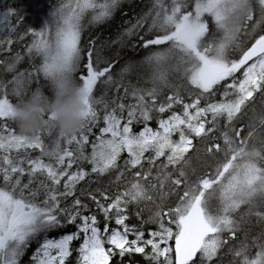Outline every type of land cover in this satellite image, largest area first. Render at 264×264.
Here are the masks:
<instances>
[{"label":"snow or ice","instance_id":"snow-or-ice-1","mask_svg":"<svg viewBox=\"0 0 264 264\" xmlns=\"http://www.w3.org/2000/svg\"><path fill=\"white\" fill-rule=\"evenodd\" d=\"M120 3H60L39 30L28 29L24 35L32 40L25 45L26 52L14 54L12 63L6 65L7 73L16 74L0 82V93H6L17 76L27 78L30 85L35 78L39 89L45 86L40 83L42 77L51 91L58 78L71 75L83 92L85 123L79 134H58L45 144L42 136H51L54 129L45 116L35 138L29 140L9 126V121L14 122V103L7 95H0V264H21L42 233L65 226L61 216L67 224L79 218L77 231L58 239L45 235L30 256L31 264H66L72 254L70 245L81 233L78 264H111L115 255L123 258L132 253L143 255L149 264H211L221 249L236 239L237 232L243 231V225L250 223L251 216L264 223V212L256 210L264 207V115L250 121L245 136L241 135L244 128L235 126L247 115L243 110L256 94L264 96V0H152L151 8L125 32L131 36L146 27L145 35L140 36L141 46L154 49L144 60L151 70L147 81L151 87L131 86V92L122 82L128 67L121 69V80L116 81L110 75L113 63L101 68L98 60L94 61L95 41L89 39L87 48L81 46L88 13H92L88 24H100L113 16ZM15 14V10L0 13V35L14 28L9 21ZM5 39L11 52L12 36ZM237 50L239 57L231 58L230 53ZM26 57L31 67L17 71ZM36 59H40L39 65ZM237 73L241 75L237 77ZM98 83L115 84L117 92L124 89L123 97H117L120 102L112 101L115 107L109 108L104 96H94ZM222 84L221 99L213 102L210 97ZM164 89H171L172 94L158 103ZM182 89L189 92L190 102H185ZM230 95L232 99H228ZM129 97L134 103L126 105L123 99ZM202 100L206 101L204 106ZM176 105L182 106V114L172 111L164 118L163 114ZM100 111L104 113V126L90 143L92 129L101 119ZM154 112L160 114L156 129L149 126ZM221 120L224 130L215 137L212 134L218 131ZM134 123L144 125L138 133L133 132ZM205 137L223 142L208 145L206 155L216 159L222 153L224 158L192 179L186 171L190 166L188 153L194 148V138ZM74 143L75 149L71 147ZM33 151L39 155L33 157ZM149 152L152 155L146 157ZM124 153L128 157L125 170L143 169L145 161L150 167L136 171L130 185L107 205L91 196L106 221L115 212L117 229L110 231L106 223L101 230L95 215H81L80 209L87 211V206L79 198L61 207V198L66 201L74 196L77 184L89 175L82 167L84 163L91 165V173L102 176L118 168ZM74 165L76 170L70 172ZM154 168L157 183L149 181ZM122 176L123 172L117 179ZM149 188L158 191L161 203L145 221L157 225L145 239L143 231H136L126 221L130 204L153 200ZM176 192L181 193L178 202L164 208L163 201ZM101 195L109 199L106 193ZM213 200L217 201L215 206ZM242 206H247V212L237 217ZM136 215L139 218V211ZM130 234L135 238L130 240ZM252 248L256 249L254 256L249 255ZM231 254L233 264H264V231L251 243L245 233Z\"/></svg>","mask_w":264,"mask_h":264},{"label":"trees","instance_id":"trees-1","mask_svg":"<svg viewBox=\"0 0 264 264\" xmlns=\"http://www.w3.org/2000/svg\"><path fill=\"white\" fill-rule=\"evenodd\" d=\"M66 2V0H0V13L8 12L9 10H15V15H11L9 23L14 26V28L8 32L4 33V35H0V44L3 47H0V60L5 61L4 64H0V82H7L10 79L11 75H15L16 73H7L5 71L6 65L8 63H12L14 59V54H24L26 52L25 45L29 44L32 40L30 35L25 36L24 34L30 28H35L39 30V27L42 24V21L48 18V14L60 3ZM152 6V0H121L120 5L115 10L113 16L107 21L100 24H88V19L92 15V13H88V17L85 18L84 23L88 25L86 29L83 31L81 46L83 48H87L89 39L95 41V51L93 54L94 61L99 62V67L103 68L108 65L109 62L113 63L114 66L111 69L110 75L116 81L121 80V69L128 67L129 71L124 74L123 84L125 87H128L129 92H131V86H137L142 88L151 87V84L148 83V79L150 77L151 70L147 64L144 63L145 57L149 54L151 50L154 49H145L141 46L140 36H144L146 32L145 29L139 30L136 34L127 36L125 35L126 30H128L133 24H135L136 20L146 13L149 8ZM0 32H3V29H0ZM11 35L13 39V43L11 44V52L8 51V45L6 43V36ZM219 35V34H217ZM23 37V39H21ZM148 38V36H145ZM240 55L239 51H233L230 53L231 58H238ZM40 59H36L35 64H40ZM31 67L30 61L25 58L23 62L17 65V71L29 69ZM241 73H237L236 76L239 77ZM27 79V78H26ZM27 81H29L27 79ZM35 78H33V82L30 85L29 92L32 89L37 88V84L34 82ZM41 85H45L43 87V91L51 97L52 92L49 87L46 86V82L41 77L40 80ZM224 83H227L225 81ZM11 87L10 84L8 86V90L6 93H0V95H7L8 98L16 103L17 99L11 95ZM224 91L223 84L218 86L216 89V94L212 95L210 99L213 102L219 101L221 99V94ZM196 92L195 89L192 90L194 94ZM94 96L99 98L104 96V98L109 102V108L115 107V104L112 103L113 100L116 103H119L120 100L117 97H123L124 89L121 88L119 92L115 89V84L109 83H98L94 89ZM172 94L171 89H164L163 93L158 97V103L163 102L167 95ZM181 94L185 99V102H190L188 100L189 92L182 89ZM231 95L228 97L230 98ZM194 98V95H193ZM123 103L126 105L129 103H134L131 98L123 99ZM206 103L205 100H202L201 106H204ZM101 106H98V108ZM172 111L182 114V106L176 105L174 108L168 112L163 114L164 118H167ZM247 115H244L243 118L235 123L236 127H243L244 131L241 133L242 136L247 135L249 130L248 125L250 121L264 115V96L261 94H256L253 102H249L247 107L243 110ZM100 122L95 125L92 129V134L89 136V141L94 140L95 135L99 134V130L103 127L102 117L104 115L103 111L99 112ZM126 118V112L124 113ZM153 119L149 122V126L153 129L157 128V119L160 117L159 113L154 112ZM209 119L211 116L209 115ZM9 126L14 128L19 134V129L15 122L9 121ZM143 123H134L132 128L133 132L138 133L142 127ZM206 127H212L211 124H207ZM218 131L213 133L212 135L215 137H219L220 131L223 129V120L218 124ZM58 130L53 129L51 136L45 133L42 138L45 144H50L52 139H54L58 135ZM79 134V132L77 133ZM231 134V133H230ZM257 142V141H253ZM194 148L188 153L190 157V166L186 168L188 175L190 178L195 179L197 176H201L207 171L208 167L215 166L217 159L223 160V154H218L216 159L209 157L205 153V149L208 145L212 143H223L221 139H210L208 137L205 138H194L193 140ZM258 143V142H257ZM73 149L77 147L74 143L71 146ZM86 150L90 152V147H86ZM39 155L38 151H33L32 156L36 157ZM152 153H146L145 156H151ZM127 154L124 153L121 155L118 160V168L111 170L109 173L105 175H98L90 172V165L84 163L82 167L89 172V175L83 181H80L75 189V195L68 197L65 201L61 198V207H66L72 204V202L79 198L81 200L82 205L87 206V211L83 208L80 209L81 215H95L98 220V227L103 230L105 224L107 223L109 226V230L117 229L119 226L115 224V212L110 213L112 219L110 221H106L103 213L97 207L95 201L91 198V196H95L101 204L107 205L115 199L116 195H118L121 191H124L130 183L134 180V173L136 171L147 170L150 165L147 161L143 162V169L140 167L130 170H125L124 161L127 159ZM47 160V157H45ZM163 160V158H161ZM160 161H157L159 165ZM76 166L74 165L73 169L69 170L75 171ZM171 171V169H168ZM123 172V176L120 179H117L120 176V173ZM156 175L155 168L153 169V176L149 178L151 183H157L153 177ZM149 181H141V183L147 185ZM23 182H28V176L25 175L23 178ZM38 183V181H37ZM62 183V182H61ZM36 185L34 184L33 187ZM60 190L63 188L60 186ZM165 191H167V186L165 187ZM101 193H106L109 197L108 200H105ZM149 194L152 195L153 200H144L139 204H130L128 206L127 215L129 219L126 221V224L130 227H135L136 231H143L145 233V239L148 238V232L150 230H155L157 225L151 223H145L148 220V217L151 216L156 210L157 206L161 203L159 199L158 191H152L149 188ZM181 194L180 192H176L171 196H168L163 201V207L169 208L174 207L178 202V196ZM42 198V197H41ZM217 201L213 200L212 205L215 206ZM258 211L264 212V207L256 209ZM139 211V218L136 213ZM247 212V206H242L239 212L236 214L239 217L240 214ZM61 219L65 221V226L57 228L53 231L48 232L47 234L42 233L28 248L27 254L23 256L21 264H31L30 256L38 246L39 242L47 235L48 238L58 239L64 234H70L77 231V224L80 223L79 218L74 224H67L66 218L61 216ZM250 223H245L243 225V231L237 232L236 239L230 240L229 244L225 245L223 249L218 253L217 258H215L211 264H233V255L231 254V250L233 246L239 245V243L244 240L245 233L248 236V242L251 243L253 237L259 235L262 231H264V223H261L256 216H251ZM166 222V221H165ZM225 237L228 236L227 233L224 234ZM130 240L134 239V235H129ZM83 241V233L80 234V238L75 240L71 245V252L75 255L76 259L69 258L66 261V264H77V260H79L78 248ZM106 247H109L105 244ZM146 251H150V249H146ZM256 249L252 248L249 255L254 256ZM111 264H149L143 255L140 254H126L123 258H121L118 254L113 257L111 260Z\"/></svg>","mask_w":264,"mask_h":264},{"label":"clouds","instance_id":"clouds-1","mask_svg":"<svg viewBox=\"0 0 264 264\" xmlns=\"http://www.w3.org/2000/svg\"><path fill=\"white\" fill-rule=\"evenodd\" d=\"M11 85V95L17 99L11 108V118L17 124L19 134L26 139L35 138L45 116L65 137L78 133L84 127L83 92L71 75L55 81L51 97L39 88L29 92L30 82L22 76H17Z\"/></svg>","mask_w":264,"mask_h":264},{"label":"rangeland","instance_id":"rangeland-1","mask_svg":"<svg viewBox=\"0 0 264 264\" xmlns=\"http://www.w3.org/2000/svg\"><path fill=\"white\" fill-rule=\"evenodd\" d=\"M228 99H232V96L230 97V98H228ZM173 139L175 140V139H178V133L177 134H175L174 136H173ZM90 167H91V165H90ZM64 179H67L66 177L64 178ZM62 185H63V181H62V183H61V187H62ZM103 234V233H102ZM130 239V238H129ZM173 243V245H174V242H172ZM107 245V244H106ZM109 246V245H108ZM106 247V246H105ZM107 248V247H106Z\"/></svg>","mask_w":264,"mask_h":264},{"label":"bare ground","instance_id":"bare-ground-1","mask_svg":"<svg viewBox=\"0 0 264 264\" xmlns=\"http://www.w3.org/2000/svg\"><path fill=\"white\" fill-rule=\"evenodd\" d=\"M71 253H72V252H71ZM69 258L76 259V258H75V255H74L73 253L71 254V256H70ZM69 258H68V259H69ZM77 264H78V260H77Z\"/></svg>","mask_w":264,"mask_h":264}]
</instances>
